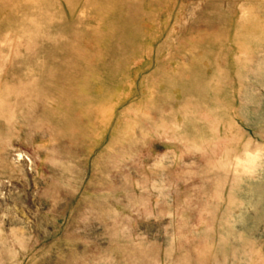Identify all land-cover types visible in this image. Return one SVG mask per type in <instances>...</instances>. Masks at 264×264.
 <instances>
[{
  "label": "rangeland",
  "instance_id": "374dc122",
  "mask_svg": "<svg viewBox=\"0 0 264 264\" xmlns=\"http://www.w3.org/2000/svg\"><path fill=\"white\" fill-rule=\"evenodd\" d=\"M0 264H264V0H0Z\"/></svg>",
  "mask_w": 264,
  "mask_h": 264
}]
</instances>
